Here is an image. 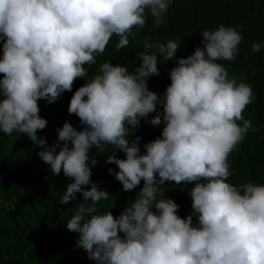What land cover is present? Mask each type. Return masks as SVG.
<instances>
[{"label": "clouds", "instance_id": "1", "mask_svg": "<svg viewBox=\"0 0 264 264\" xmlns=\"http://www.w3.org/2000/svg\"><path fill=\"white\" fill-rule=\"evenodd\" d=\"M172 3L0 0V132L30 138L42 148L38 156L52 175L62 172L69 179L61 204L82 194L85 203L76 205L66 226L78 233L77 247L96 264H264V184L227 182L233 174L229 155L249 131H258L243 116L255 100L251 86L229 77L217 62L235 60L243 39L240 26L204 29L203 46L186 58L176 56L180 39L150 43L145 38L133 71L105 61L89 77L85 67L97 63L113 36L117 51L126 48L148 15L154 27L165 24ZM262 46L254 41L252 52ZM157 53L176 61L162 96L148 88V78L160 74ZM77 78L86 82L72 95L68 112L79 117L83 128L66 121L49 146L37 135L47 126L38 101L54 103L72 91ZM154 112L149 122L164 127L142 152L141 138H129L141 119ZM93 148L111 149L106 163L118 171H108L124 191L143 180L135 200L118 217L97 211V203L110 194L91 181ZM118 151L125 158H117ZM166 181L194 182L193 211L186 218L177 214L173 199L162 195Z\"/></svg>", "mask_w": 264, "mask_h": 264}, {"label": "trees", "instance_id": "2", "mask_svg": "<svg viewBox=\"0 0 264 264\" xmlns=\"http://www.w3.org/2000/svg\"><path fill=\"white\" fill-rule=\"evenodd\" d=\"M166 23L153 26V18L148 15L143 29H134L139 34L135 39L129 38V45L119 51L115 44L118 38L113 36L105 52L98 56L95 65H85L88 75L96 74L99 65L105 61L127 66L133 71L139 66L137 53L143 50V40L150 38V43H166L179 40L181 47L177 58H186L193 54L201 44V32L214 30L220 24L236 27L242 34L239 53L233 61H217L224 65L229 77L249 84L255 94V100L248 105L243 116L251 118L257 132L249 131L237 149L229 155L233 174L229 183L236 186L252 181L264 184V46L259 52H252V43L264 45V0H173L165 14ZM3 42L0 41V57L3 55ZM158 55L159 76L148 78V88L162 96L171 83L169 71L176 66L175 59L164 60ZM3 74H0V78ZM84 78L74 81L71 92H64L54 103L39 100V115L46 119L47 126L38 130V138L46 139L51 146L58 140L57 129L68 121L77 130H82L79 117L68 112L70 99L74 92L85 83ZM162 112V106L157 105ZM156 115L151 113L147 119H141L130 140L140 137L139 146L145 151L144 144L156 139L162 133L164 124L153 126L149 121ZM239 123V122H238ZM130 130H131V126ZM42 148L34 145L30 138L13 133L11 136L0 132V264H96L89 260L86 252L77 247L78 233L67 229V221L75 212L79 203H85L81 193L67 204L60 200L67 184L70 182L61 172L53 176L48 165L38 156ZM111 149L100 151L93 148L89 153L92 171L91 181L101 190L109 192V199L97 203V211H111L118 217L130 202L137 197L141 184L131 191H124L123 186L110 174L108 169L118 171L115 164L106 163ZM117 158H125L122 151L116 152ZM90 189L91 184L84 186ZM165 198L173 199L179 205L178 215L186 218L192 213L190 184H176L166 181ZM91 203V201H87ZM194 223L196 218L193 217ZM122 235V234H121Z\"/></svg>", "mask_w": 264, "mask_h": 264}]
</instances>
